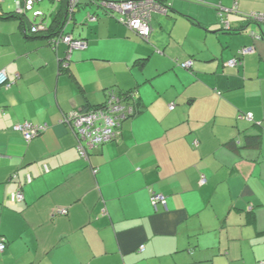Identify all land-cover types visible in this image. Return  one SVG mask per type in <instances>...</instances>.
<instances>
[{
	"label": "crops",
	"instance_id": "crops-1",
	"mask_svg": "<svg viewBox=\"0 0 264 264\" xmlns=\"http://www.w3.org/2000/svg\"><path fill=\"white\" fill-rule=\"evenodd\" d=\"M2 3L0 71L14 83L0 86V264H264V24L247 20L264 0H172L150 43L98 10L79 19V8L66 30L87 48L62 72L66 46L27 37ZM235 4L227 32L216 7ZM246 46L255 53L227 66ZM110 90L136 91L139 113L81 157L62 120ZM25 122L47 130L27 142L14 130Z\"/></svg>",
	"mask_w": 264,
	"mask_h": 264
},
{
	"label": "built area",
	"instance_id": "built-area-1",
	"mask_svg": "<svg viewBox=\"0 0 264 264\" xmlns=\"http://www.w3.org/2000/svg\"><path fill=\"white\" fill-rule=\"evenodd\" d=\"M3 0H0V4ZM47 0H17L16 15L22 17L29 25V34L33 36L46 35L48 43L53 49L57 50L61 44L68 47L65 59L62 61L64 67L69 66L72 53L75 50H84L87 43L84 40L76 39L66 30L67 24L71 23L75 17V11L82 6L83 0H51L54 6L49 11L42 9V5ZM172 0H89L88 5H96L105 15L114 18L119 23L126 25L135 32L145 42H150L153 35V19L155 15L166 16L170 10ZM192 2H202L203 0H188ZM220 17L227 14L237 13L238 6L232 8L218 6ZM64 16V17H63ZM92 20L93 16L89 15ZM247 18L255 24H264V14L251 13ZM60 23V25H58ZM226 30H230V24L223 22ZM255 40H261L262 36L252 33ZM255 53V47H245L239 51L236 58L227 62V66L237 67L243 64V58ZM185 69L192 66V62L181 65ZM15 80L20 78L17 74ZM13 81L6 71H0V86L11 88ZM136 91L126 94L110 90L107 93V99L101 106L88 109L86 111L74 110L64 116L62 123L68 125L70 130L77 136V149L81 157H88V151L106 143L116 140L120 135L122 123L133 117L136 113L135 99ZM173 108V107H172ZM253 120L252 114L246 117ZM21 132L25 140L30 142L35 137L47 130L45 125H33L29 122L19 124L14 128ZM31 175L27 176V183L32 182ZM206 183L205 178L201 180ZM24 194L22 191L13 193L10 196L12 203L22 202ZM151 201L153 207L157 210L161 206L168 211L167 197L152 191ZM59 215L67 214L66 209H57ZM6 249L5 240H0V252ZM145 247H141L144 251Z\"/></svg>",
	"mask_w": 264,
	"mask_h": 264
},
{
	"label": "trees",
	"instance_id": "trees-1",
	"mask_svg": "<svg viewBox=\"0 0 264 264\" xmlns=\"http://www.w3.org/2000/svg\"><path fill=\"white\" fill-rule=\"evenodd\" d=\"M184 1H187V2H191V3H196V4H201V3H204V0L202 1V2H192V1H188V0H184ZM86 5H88V3H85ZM82 5H84L83 3H82ZM220 6H222V5H220ZM224 7V6H223ZM170 9H171V6H170ZM216 10H217V14H218V16H219V18H220V21H221V24H222V26H223V28H224V30L225 31H227V32H231L232 30L230 29V30H226L225 29V25H224V21H227L228 23H229V21H228V17L231 15V14H234V13H231V14H227V15H225L224 16V20H223V18H221L220 17V14H219V8L218 7H216ZM77 11V10H76ZM76 11H75V13H76ZM169 12H170V10H169ZM169 12H168V14L167 15H169ZM16 13V10L14 11V12H12V13H10L9 14V16H16V17H18V18H20V20L22 21V24L21 25H23V31H24V34L27 36V37H30V36H33V35H31V34H29V25H28V23L22 18V17H20V16H18V15H16L15 14ZM3 14H2V12L0 11V17H4V16H2ZM64 17V16H63ZM247 20H249L248 18H247ZM250 21V20H249ZM230 24V23H229ZM58 25H60V23H58ZM258 25H261V24H258ZM231 27V26H230ZM252 34V33H251ZM261 36V35H260ZM252 37V36H251ZM253 38V37H252ZM77 39V38H76ZM254 39V38H253ZM80 40H82V39H80ZM255 40V39H254ZM147 43H150V42H147ZM66 46V45H65ZM246 47H250V46H246ZM254 47V46H253ZM243 48H245V47H243ZM243 48H241V49H243ZM67 49H68V47L66 46V52H67ZM240 49V50H241ZM238 54H239V52H238ZM238 56V55H237ZM65 59V58H64ZM63 59V60H64ZM62 60V61H63ZM61 61V72L62 71H67V70H69V66L68 67H64L63 66V62ZM188 62H192V61H188ZM70 63H71V60H70V62H69V65H70ZM187 63V62H186ZM183 64H185V63H183ZM183 64H181V65H183ZM192 64H193V62H192ZM182 67V66H181ZM192 67V66H191ZM190 67V68H191ZM183 68V67H182ZM189 68V69H190ZM183 69H185V68H183ZM1 87H5V86H1ZM12 87V86H11ZM6 88V87H5ZM8 89V88H7ZM133 91V90H132ZM131 92V91H130ZM120 93H122V94H126V93H128V92H120ZM139 104H140V102H139V97H136V99H135V107H136V113H135V115L133 116V117H135L138 113H139V110H138V106H139ZM173 107V108H172ZM93 108H95V107H93ZM175 108H176V105H175V103H172L170 106H169V109H170V111H174L175 110ZM248 114H246V115H240V117H242V116H244V117H246ZM133 117H131V118H133ZM239 117V118H240ZM130 119V118H129ZM129 119H127V120H129ZM240 119H242V118H240ZM243 119H247V118H243ZM127 120H125V121H127ZM248 120V119H247ZM124 121V122H125ZM123 122V123H124ZM123 123H122V125H123ZM19 125V124H18ZM17 125H15L14 126V128L16 127ZM121 128H122V126H121ZM121 128H120V135H121ZM15 130V129H14ZM16 131V130H15ZM19 132V131H18ZM119 135V136H120ZM119 138V137H118ZM118 138L116 139V140H114V141H117L118 140ZM114 141H111V142H114ZM111 142H109V143H111ZM106 144H108V143H106ZM105 145V144H104ZM194 145H198V141H195V143H194ZM259 145H260V136H249V137H247V140H246V146L247 147H249V148H254V149H257V148H259ZM101 146H103V145H101ZM230 146L232 147V148H235V144L234 143H231L230 144ZM100 147V146H99ZM88 154H89V152H88Z\"/></svg>",
	"mask_w": 264,
	"mask_h": 264
},
{
	"label": "rangeland",
	"instance_id": "rangeland-1",
	"mask_svg": "<svg viewBox=\"0 0 264 264\" xmlns=\"http://www.w3.org/2000/svg\"><path fill=\"white\" fill-rule=\"evenodd\" d=\"M4 2L2 3V10L5 12V13H8V12H12L14 10H16V7H17V0H3ZM53 3V1L51 0H47L42 9L45 10V11H49V6L50 4ZM83 4L85 3H89V0H83L82 1ZM98 10L96 5H87L85 7H83V5L80 7L79 11H78V16H79V19H88V12L90 11H96ZM100 13L103 14V12L101 10H98ZM83 14L82 16L80 14ZM143 40V39H142ZM144 41V40H143Z\"/></svg>",
	"mask_w": 264,
	"mask_h": 264
}]
</instances>
